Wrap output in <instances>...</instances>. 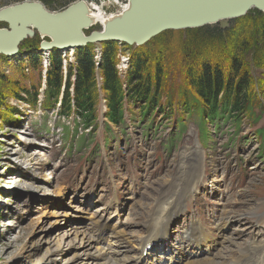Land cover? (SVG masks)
Segmentation results:
<instances>
[{
    "label": "rangeland",
    "instance_id": "obj_1",
    "mask_svg": "<svg viewBox=\"0 0 264 264\" xmlns=\"http://www.w3.org/2000/svg\"><path fill=\"white\" fill-rule=\"evenodd\" d=\"M49 1L53 2L51 8L42 0H0V9L36 2L51 13H60L84 1L101 8L108 19L118 17L129 4V0ZM252 11L247 18L258 13L264 18V12ZM243 23L241 18L230 19L205 27L224 29ZM9 28V24L0 22V29ZM105 28L98 23L85 33L89 36ZM199 29L167 31L141 47L119 44L117 68L122 76L137 52L146 54L153 68L157 63L164 68V110L150 119L143 117L140 105L127 102L123 126L108 123L103 93L97 121L91 128L84 127L79 119L59 118L54 110L47 111L40 105L35 109L27 100L16 99L21 88H37L40 69L50 66L51 53L58 52L65 73L76 65L78 50L44 51L42 43L51 42L52 37L35 29L16 55H0V264H9L15 258L18 260L14 264H69L76 252L84 262L89 261L91 256L83 255L66 236L76 225L91 231L106 226L104 236L114 243L118 259L144 256L146 262L158 264H185L215 257L232 241L248 249L255 239H264V46L257 48L248 37L243 42L249 48L243 62L254 82L251 92L257 98L255 116L259 119L254 121L244 114L237 123L233 113H226L220 120L205 122L195 109L189 116L182 105L183 92L190 100L197 98L185 76L194 58L205 53L189 46L202 36ZM106 44L93 45L96 61ZM216 54L226 73L231 48ZM39 58L41 67L34 64ZM95 72L100 74L98 63ZM168 94L171 105L167 103ZM180 122L185 123L182 131ZM183 156H192L199 164L196 186L156 207L157 197L151 196L180 168ZM195 169V164H186L176 183ZM172 199L179 200V211H173L169 221H161L163 209ZM75 210L74 217L71 212ZM252 213L256 216L250 217ZM148 222L163 237L154 240L144 255L140 243L147 237ZM194 222L201 223L198 230L203 229L207 244L202 243L203 238L199 247L192 244L189 234ZM101 246L108 249L105 239ZM49 251L56 256L55 262H47ZM226 254H240V249ZM244 257L251 258V254Z\"/></svg>",
    "mask_w": 264,
    "mask_h": 264
},
{
    "label": "trees",
    "instance_id": "obj_2",
    "mask_svg": "<svg viewBox=\"0 0 264 264\" xmlns=\"http://www.w3.org/2000/svg\"><path fill=\"white\" fill-rule=\"evenodd\" d=\"M42 2L47 8H51L53 3L49 0H42ZM252 12L241 17L244 20L241 27L231 26L224 29L202 27L197 31L201 32L202 36L189 44L197 51L202 49L205 52L197 55L187 68L185 76L187 85L197 96L190 100L183 92L182 105L185 104V110L189 116H192L195 109L200 120L205 122L220 120L226 113H233V119L237 123L241 121V115L244 114L252 116L254 121L259 119V115L255 116L257 98L251 92L254 82L243 62L246 51L249 49L243 46L246 37L257 48L264 46V18L262 13L247 18ZM187 31L189 32L190 29ZM167 33H163L160 37ZM152 42L153 40L150 43ZM229 47L232 50V56L225 73L224 64L215 58L218 56L217 52L225 53ZM94 48L93 45H89L78 50L76 65H71L67 74L64 73L63 60L58 52L51 53L45 98L41 102L44 109L58 110L62 117L79 119L80 124L87 128H91L97 121L96 111L101 93L107 107L105 118L109 124L115 126H123L125 123L127 102L134 106L140 105L139 109L143 117H150V119L158 110H164L161 104L164 68L160 63L153 68L150 58L144 53L137 52L130 58L129 70L125 76H122L117 68L119 44L107 43L102 54L99 55V61L95 60ZM41 60L39 58L34 64L41 67ZM96 63L100 69L99 75L95 72ZM21 89L22 92L19 91L16 94V99L22 102L27 100L33 108H37L38 91L27 87ZM169 98L170 94H168L169 102L167 103L171 105L172 98ZM184 125L183 122L179 123L180 131L184 130Z\"/></svg>",
    "mask_w": 264,
    "mask_h": 264
},
{
    "label": "water",
    "instance_id": "obj_3",
    "mask_svg": "<svg viewBox=\"0 0 264 264\" xmlns=\"http://www.w3.org/2000/svg\"><path fill=\"white\" fill-rule=\"evenodd\" d=\"M252 10L264 12V0H130V8L110 22L106 32L84 37L88 22L84 1L57 14L40 3L24 2L0 9V22L10 25L0 29V55L10 57L21 51L27 26L53 36V42L42 43V50L71 52L103 43L141 47L167 31L202 28L244 17Z\"/></svg>",
    "mask_w": 264,
    "mask_h": 264
},
{
    "label": "bare ground",
    "instance_id": "obj_4",
    "mask_svg": "<svg viewBox=\"0 0 264 264\" xmlns=\"http://www.w3.org/2000/svg\"><path fill=\"white\" fill-rule=\"evenodd\" d=\"M129 8H130V4L127 5L125 10H127ZM54 14H57V13H54ZM122 14L123 13L117 14L118 17H116L114 15L115 17L111 16L108 19H106L104 14H103V12H102V10H101V8H99V7H97L96 5H93V4L92 5L86 4V16H87L88 22H87V24L84 26V28L82 30L83 36L84 37H88L85 32L89 28H91L93 25L98 24V23H102L103 25H106L105 30L102 31L103 33L106 32L108 24L110 22H112L113 20L120 18ZM35 29H37L35 26H27L26 27L25 40L28 39L29 37H31V35L34 33L33 30H35ZM37 31H39V30L37 29ZM43 35H46V36L48 35L49 37H52V41L51 42L54 41V38H53L52 35L47 34V33H43ZM10 57H13V56H10ZM127 67L129 68L128 64H127ZM105 108H107V107L105 106ZM187 155L189 156V154H187ZM181 158H182L181 159V163H183V164L180 166V168L175 171L173 176H171V177H169V178H167L165 180V182L162 184V187L157 190V193H156L155 196H151V197H153V199L157 197L156 198V201H157V203H156L157 206L156 207H158L161 204H163V202L165 200H167V199H169V198H171L173 196H177V195L181 194L183 191L187 190L188 188L196 186L198 173H199V170H198L199 164L194 162L192 156L189 159L187 158V156H183ZM185 163L188 164V165H194L195 164L196 165V169L193 172H191L186 178L182 177L180 179V181L176 183V180L182 175L183 170L186 167ZM154 192H155V189H154ZM174 202L178 203V200L177 201L173 200V201L168 202L166 204V206L163 209V214L161 216V221H169V219L171 218L172 213H173V211L170 208V205L172 203H174ZM140 203L141 202H139V206L141 207V211L145 212V210H144L145 207H142ZM148 207H149V205H148ZM75 212H76V210L71 212V213H73L72 216H74V217H75V214H76ZM81 215H79V218L81 217ZM251 216H256V215L254 213H252V215H250V217ZM148 224H150V225L146 226V229H147L146 233H147L148 236L145 237L144 238L145 240H142V242H141V249L143 251L146 250V247L148 246L150 241L153 242L152 237L157 235V232L152 228V226H153L152 222H148ZM200 228H201V226L199 224L194 223V225H193V227L191 229L192 230V236H189L190 239H193V241H196V244H197L198 247L200 246V241H199V237H196L195 235H197L196 230L200 229ZM103 235H104V228L103 227H97L96 229L94 228L91 231V230L84 229L81 225L74 226V230L71 232V234L66 235L67 238H72V241L75 244V245H73V247L75 246L76 248H79L80 251L83 253V255H90L91 257H90L89 261L87 260V262L86 261L84 262V259L80 258L81 254L76 252L72 256V258L69 259V264H86V263L90 264V261H93V260H94L92 262L93 264H140L138 261H132L131 263L122 262V261L117 259L116 255H115L116 251L114 249H112V248H109L107 250L103 249V247L101 246ZM159 238H161V237H159ZM238 242H235V241L230 242L228 244V246H226L225 249L222 252L218 253V255H216L215 257L213 256V257H210V258L197 260V261H192L191 260L192 262L191 261L190 262L186 261L185 264H226L225 261L228 262L229 264L230 263L231 264H239L240 263V258H238L237 255L245 256L248 253H250L249 252L250 250H247L245 244H243V247H245V248H241L242 245L240 243H238ZM239 249H240V254L233 255V256H230L229 254L228 255L226 254L227 252L228 253L237 252ZM46 257H47V262L48 263L55 262V259H56L55 257L56 256L54 254L52 255V252L49 251L46 254ZM79 259L81 261H79ZM17 260L15 258L12 261H10L9 264H14V262H16ZM180 263H181V261H180Z\"/></svg>",
    "mask_w": 264,
    "mask_h": 264
},
{
    "label": "built area",
    "instance_id": "obj_5",
    "mask_svg": "<svg viewBox=\"0 0 264 264\" xmlns=\"http://www.w3.org/2000/svg\"><path fill=\"white\" fill-rule=\"evenodd\" d=\"M129 4H130V0H129ZM127 7V5L125 6V8ZM45 65H47V63H45ZM45 67H47V66H45Z\"/></svg>",
    "mask_w": 264,
    "mask_h": 264
}]
</instances>
